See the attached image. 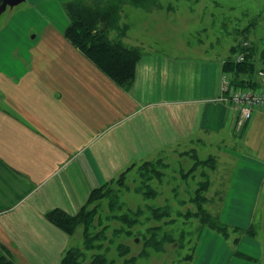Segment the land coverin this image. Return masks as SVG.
<instances>
[{
    "label": "crops",
    "instance_id": "obj_1",
    "mask_svg": "<svg viewBox=\"0 0 264 264\" xmlns=\"http://www.w3.org/2000/svg\"><path fill=\"white\" fill-rule=\"evenodd\" d=\"M120 2L122 12L135 3ZM141 3L136 8L146 13L160 9L158 0ZM23 29L18 41L0 43V264H61L71 237L46 214L79 213L94 189L139 163L203 161L199 150L216 147L218 164L234 170L231 193L259 194L264 109L235 128L236 113L222 100L232 55L210 43L180 55L142 40L125 89L68 40L65 26ZM250 81L264 86L259 73ZM218 171L215 178H223Z\"/></svg>",
    "mask_w": 264,
    "mask_h": 264
},
{
    "label": "rangeland",
    "instance_id": "obj_2",
    "mask_svg": "<svg viewBox=\"0 0 264 264\" xmlns=\"http://www.w3.org/2000/svg\"><path fill=\"white\" fill-rule=\"evenodd\" d=\"M99 1L118 14L98 27L128 46L136 43L129 47L146 40L169 53L190 55L189 46L210 43L230 56L234 45L255 48L263 59L264 0H158L160 9L152 14L136 8V2L148 5L147 0H130L135 3L123 12L121 0ZM0 9V37L7 32L1 44L9 36L18 41L24 27L69 24L61 0H0ZM114 26L119 30L110 32ZM205 150H199L203 161L168 156L162 164L155 159L136 164L109 181L102 197L88 205L89 222L70 235L68 249H78L83 264L97 257H104V264H264V181L256 196L232 194V164H218V148ZM217 168L223 178H215ZM245 170L251 176L252 170Z\"/></svg>",
    "mask_w": 264,
    "mask_h": 264
},
{
    "label": "trees",
    "instance_id": "obj_3",
    "mask_svg": "<svg viewBox=\"0 0 264 264\" xmlns=\"http://www.w3.org/2000/svg\"><path fill=\"white\" fill-rule=\"evenodd\" d=\"M99 5V0L94 1L93 4L89 0H67L64 2L62 7L69 19L65 35L76 47L91 59L98 68L109 75L118 85L125 89H129L134 81L135 66L138 59L141 57V52L137 47H129L122 43V37L118 36V38H111L108 31L105 32V30L98 27L100 20L111 18V15L118 14L117 9L109 12V6L107 10H104ZM113 7L114 6L111 8L114 9ZM111 29L119 30V27L114 26L111 27ZM124 34L125 32H119L120 36H124ZM240 51L247 52L244 62H237L233 56H230L225 62V70L230 79V90H234L238 87H256V83L251 82L250 79L252 74L257 73L259 63L264 65V50L262 54L263 59L256 55V50L252 47L237 49L235 46L232 48V55L235 56V54ZM243 75H247L248 79H244L242 77ZM131 168H128V170L124 171L121 175L125 176ZM105 187L106 184L100 188L94 189L91 192L87 204L79 213L71 215L62 209H54L46 214L47 219L69 235H72L81 223L85 225L88 224L90 211L87 210V207L93 201L102 197ZM213 220L215 219H212V221ZM212 221L210 222V227H214V224H211ZM220 223L221 224L218 225H221L220 231L223 232L225 227L222 222ZM81 256L82 254L78 249L70 248L64 253L61 264H83ZM104 263V257H97L88 264ZM6 264L13 263L6 262Z\"/></svg>",
    "mask_w": 264,
    "mask_h": 264
},
{
    "label": "built area",
    "instance_id": "obj_4",
    "mask_svg": "<svg viewBox=\"0 0 264 264\" xmlns=\"http://www.w3.org/2000/svg\"><path fill=\"white\" fill-rule=\"evenodd\" d=\"M247 42L243 43L247 45ZM247 47V46H244ZM247 52L240 51L234 56L237 62H244L246 60ZM257 73L264 77V71L260 70ZM223 92L222 100L226 102L236 113L235 128L241 131L245 125L250 122L258 109H264V86L262 87H238L230 90V79L228 75L223 78Z\"/></svg>",
    "mask_w": 264,
    "mask_h": 264
},
{
    "label": "water",
    "instance_id": "obj_5",
    "mask_svg": "<svg viewBox=\"0 0 264 264\" xmlns=\"http://www.w3.org/2000/svg\"><path fill=\"white\" fill-rule=\"evenodd\" d=\"M0 11H1V9H0ZM187 264H189V263H187Z\"/></svg>",
    "mask_w": 264,
    "mask_h": 264
}]
</instances>
